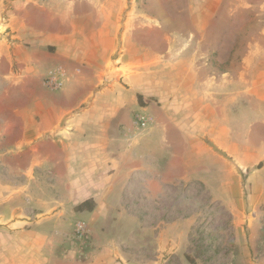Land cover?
Returning a JSON list of instances; mask_svg holds the SVG:
<instances>
[{
	"label": "crops",
	"instance_id": "obj_1",
	"mask_svg": "<svg viewBox=\"0 0 264 264\" xmlns=\"http://www.w3.org/2000/svg\"><path fill=\"white\" fill-rule=\"evenodd\" d=\"M2 27L0 264H117L183 188L229 204L249 173L264 197V0H12Z\"/></svg>",
	"mask_w": 264,
	"mask_h": 264
},
{
	"label": "rangeland",
	"instance_id": "obj_2",
	"mask_svg": "<svg viewBox=\"0 0 264 264\" xmlns=\"http://www.w3.org/2000/svg\"><path fill=\"white\" fill-rule=\"evenodd\" d=\"M76 1L71 0V2ZM11 7L12 0H0V36L2 39L11 40L8 32L2 27ZM75 28H78V25ZM164 41L160 40V44L156 47L164 49L167 46V44H162ZM55 71H61L64 74L63 84L57 90L47 85V78ZM123 79L124 77L118 83L125 86ZM65 82V69L56 66L50 69L43 79V87L47 91L58 93L63 89ZM110 82L104 78V83ZM15 95L17 94L10 91L9 94L0 97V100L13 101ZM137 116L139 114L134 116L136 128ZM6 159L9 163L13 162V158ZM251 175L241 174V183L238 186L240 193L229 204L216 203L210 206L206 203V193L199 187L183 188L180 197L179 193H174L176 204L166 203L159 208L164 214L161 220H158V215L151 214L149 221L134 222L135 226H131L130 229L142 228L141 226L145 224L157 231H165L167 235L160 239L149 238V242L145 241L147 238L142 235L126 237L122 243L120 240L117 241V250L124 261L118 257L116 263L264 264V197L258 193L254 199L255 188L253 181L250 180ZM171 196L172 194L169 195ZM190 217L193 219L189 220ZM80 224L83 222H78L77 229ZM173 228H181L185 237L180 240L175 235L176 232L170 231ZM77 229L71 242L76 246L78 260H85L84 249L94 246V241L86 225H84L83 235ZM179 229L175 231L179 232Z\"/></svg>",
	"mask_w": 264,
	"mask_h": 264
},
{
	"label": "built area",
	"instance_id": "obj_3",
	"mask_svg": "<svg viewBox=\"0 0 264 264\" xmlns=\"http://www.w3.org/2000/svg\"><path fill=\"white\" fill-rule=\"evenodd\" d=\"M63 77L64 74L61 71H55L52 72L49 77L47 78V85L51 87L54 90L59 89L63 84ZM150 124V119L145 115H139L137 116V128L140 130H145ZM84 224H80L78 226L77 231L83 235L85 233L84 231Z\"/></svg>",
	"mask_w": 264,
	"mask_h": 264
},
{
	"label": "trees",
	"instance_id": "obj_4",
	"mask_svg": "<svg viewBox=\"0 0 264 264\" xmlns=\"http://www.w3.org/2000/svg\"><path fill=\"white\" fill-rule=\"evenodd\" d=\"M93 208H94L93 202L89 200V201L83 202L82 204L77 206L75 209L77 212H80V211H85V210L92 211Z\"/></svg>",
	"mask_w": 264,
	"mask_h": 264
}]
</instances>
